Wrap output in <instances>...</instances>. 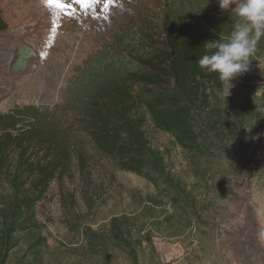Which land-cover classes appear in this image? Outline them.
<instances>
[{
    "label": "trees",
    "instance_id": "1",
    "mask_svg": "<svg viewBox=\"0 0 264 264\" xmlns=\"http://www.w3.org/2000/svg\"><path fill=\"white\" fill-rule=\"evenodd\" d=\"M206 3L159 0V13H139L137 22L83 61L62 107L26 105L0 116L7 125L0 133V264H46L36 206L73 163L86 178L89 160L111 167L110 179L134 174L155 191L143 196L130 190L139 211L112 215L102 229L78 225L90 258L106 262L121 253L130 264H141L143 241L156 258L154 231H202L209 204L198 198L200 185L173 173L164 152L151 144L146 121L193 164L225 160L247 178L256 175L264 98L244 74L221 82L198 66L204 43L227 37L239 20L235 12H221L216 0ZM6 29L0 13V33ZM263 50L264 36L251 58ZM65 112L72 118L63 120ZM192 172L197 183L206 176L197 164ZM218 185L224 186L223 177ZM174 221L180 227H172Z\"/></svg>",
    "mask_w": 264,
    "mask_h": 264
},
{
    "label": "rangeland",
    "instance_id": "2",
    "mask_svg": "<svg viewBox=\"0 0 264 264\" xmlns=\"http://www.w3.org/2000/svg\"><path fill=\"white\" fill-rule=\"evenodd\" d=\"M158 5L159 0H59L52 4L47 0H0L7 26L0 33V116L26 105L62 107L68 100V83L83 61L112 42L119 29L137 22L139 13H159ZM262 54L251 58L249 70L243 74L264 98V50ZM61 116L68 120L72 113ZM4 122H0V133L7 127ZM145 131L151 144L164 152L174 174L188 185H200L196 187L198 198L209 207L203 213L207 225L202 231L177 236H173L177 230L154 231L156 258L151 259L143 241L141 264H264V243L256 235L264 224V123L254 148L258 170L253 178L234 171L225 160L193 164L172 138L155 130L149 121ZM196 164L206 170L200 183L192 172ZM108 168L112 169L89 160L83 171L86 178H82L73 163L70 173L55 180L37 204L35 220L46 241V264H130L121 253L112 254L106 262L90 258L78 233L82 225L102 229L112 215L137 213L130 190L143 196L155 193L134 174L118 173L110 179ZM221 177L224 186L220 187ZM173 225L181 224L174 221Z\"/></svg>",
    "mask_w": 264,
    "mask_h": 264
},
{
    "label": "clouds",
    "instance_id": "3",
    "mask_svg": "<svg viewBox=\"0 0 264 264\" xmlns=\"http://www.w3.org/2000/svg\"><path fill=\"white\" fill-rule=\"evenodd\" d=\"M210 0H207V4ZM221 12L235 11L239 20L234 23L227 37L204 43L205 52L198 66L208 73H217L221 82H232L249 70L250 58L257 43L264 36V0H216ZM229 96V89H228ZM257 240L264 243V224L257 231Z\"/></svg>",
    "mask_w": 264,
    "mask_h": 264
},
{
    "label": "snow or ice",
    "instance_id": "4",
    "mask_svg": "<svg viewBox=\"0 0 264 264\" xmlns=\"http://www.w3.org/2000/svg\"><path fill=\"white\" fill-rule=\"evenodd\" d=\"M48 3L52 4V3H58L59 0H47ZM79 3H83L84 0H78ZM61 6H64V5H61Z\"/></svg>",
    "mask_w": 264,
    "mask_h": 264
}]
</instances>
